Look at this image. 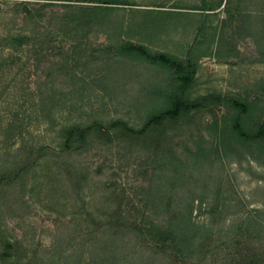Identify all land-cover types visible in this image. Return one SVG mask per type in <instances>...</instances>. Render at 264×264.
I'll return each instance as SVG.
<instances>
[{
	"label": "rangeland",
	"instance_id": "1",
	"mask_svg": "<svg viewBox=\"0 0 264 264\" xmlns=\"http://www.w3.org/2000/svg\"><path fill=\"white\" fill-rule=\"evenodd\" d=\"M115 1L0 0V264H264V147L219 142L231 107L150 124L177 83L122 49L264 112V0Z\"/></svg>",
	"mask_w": 264,
	"mask_h": 264
},
{
	"label": "trees",
	"instance_id": "2",
	"mask_svg": "<svg viewBox=\"0 0 264 264\" xmlns=\"http://www.w3.org/2000/svg\"><path fill=\"white\" fill-rule=\"evenodd\" d=\"M23 1L22 6L31 5L29 0H18ZM95 2L99 6H96L93 17H102V15H107V12L110 11V7L107 6H116V5H128L124 1L116 2ZM105 5V6H103ZM25 9H29L28 7ZM24 9V10H25ZM200 10V9H198ZM24 17H27L30 14L25 10ZM99 17V18H100ZM104 19V18H103ZM102 21L100 22V24ZM124 51L131 53L147 62L152 64L162 65L165 68H168L173 74V80L176 81V89L173 94L170 95L171 104L170 107L166 110H162L157 114H154L150 117V124H160L166 120L176 121L180 119L182 115H188L192 112L208 110L210 108H230L234 110L233 116L228 119L225 126L223 127L221 135H219V142L225 145V149L235 148V146H262L264 147V112L259 108V102L254 99L247 100L241 97L230 99L228 97H223L221 95H211L205 96L197 99L194 102L187 101V94L189 92L191 83L193 81L195 72H196V63L192 59L187 61V64H183L177 58L169 54H158L154 55L151 53L148 47L139 43L125 42L122 46ZM264 92V89H263ZM89 131V128L77 127L71 129L69 135L66 137L64 142V150L67 153L76 152L81 149L79 141L77 140V132L86 134ZM124 224H118L115 228L108 229L113 230L108 231L111 236V242H114L115 238H120L121 236H127L130 233H133V229ZM106 228V225H104ZM107 230V229H106ZM135 232V231H134ZM141 232H139L140 235ZM97 239L96 241H99ZM106 251V250H105ZM115 252V251H114ZM113 252V254H114Z\"/></svg>",
	"mask_w": 264,
	"mask_h": 264
}]
</instances>
